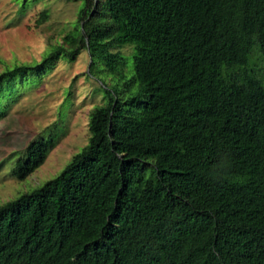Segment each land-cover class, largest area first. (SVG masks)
Here are the masks:
<instances>
[{"label": "trees", "instance_id": "16d2710c", "mask_svg": "<svg viewBox=\"0 0 264 264\" xmlns=\"http://www.w3.org/2000/svg\"><path fill=\"white\" fill-rule=\"evenodd\" d=\"M72 1L84 6L63 42L0 74V118L17 87L81 50L123 84L55 179L0 205V264H264V88L246 69L253 49L264 58V0ZM43 134L14 180L54 147Z\"/></svg>", "mask_w": 264, "mask_h": 264}, {"label": "rangeland", "instance_id": "374dc122", "mask_svg": "<svg viewBox=\"0 0 264 264\" xmlns=\"http://www.w3.org/2000/svg\"><path fill=\"white\" fill-rule=\"evenodd\" d=\"M16 0H0V74L19 65L38 64L73 31L83 1L34 0L19 12ZM45 20L43 18L45 17ZM127 60L126 79L133 63L130 47L114 51ZM247 70L264 88V58L253 49ZM84 50L72 59L59 58L35 84L20 85L4 100L0 118V205L51 181L71 157L87 145L89 116L103 104L104 89L121 87L118 78L90 68ZM56 137L43 163L22 182L12 178L17 153L45 131ZM46 136V134H43Z\"/></svg>", "mask_w": 264, "mask_h": 264}]
</instances>
